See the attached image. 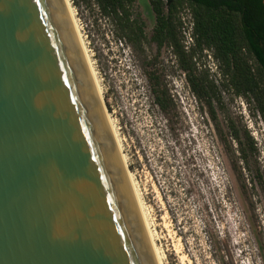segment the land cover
I'll return each mask as SVG.
<instances>
[{
  "label": "water",
  "instance_id": "water-1",
  "mask_svg": "<svg viewBox=\"0 0 264 264\" xmlns=\"http://www.w3.org/2000/svg\"><path fill=\"white\" fill-rule=\"evenodd\" d=\"M64 0H0V264H158Z\"/></svg>",
  "mask_w": 264,
  "mask_h": 264
},
{
  "label": "rangeland",
  "instance_id": "rangeland-1",
  "mask_svg": "<svg viewBox=\"0 0 264 264\" xmlns=\"http://www.w3.org/2000/svg\"><path fill=\"white\" fill-rule=\"evenodd\" d=\"M74 1L107 112L120 134L164 264H216L211 239L220 242L227 264H264V123L259 113L243 98L229 94L223 95L224 111L218 108L226 134L227 123L233 121L247 129L257 146L250 166L259 169L262 187L248 182L243 192L212 121L190 91L171 51L162 49L155 66L164 75L176 107L169 127L152 102L142 67L144 57L157 55L156 47L135 53L117 40L96 6ZM146 5L138 0L136 9L145 15L149 37L154 21ZM185 20L190 27L189 16ZM190 31L183 32L187 48L192 44L186 37ZM199 67L220 82L211 53L199 61ZM232 146L237 149L235 142Z\"/></svg>",
  "mask_w": 264,
  "mask_h": 264
},
{
  "label": "trees",
  "instance_id": "trees-1",
  "mask_svg": "<svg viewBox=\"0 0 264 264\" xmlns=\"http://www.w3.org/2000/svg\"><path fill=\"white\" fill-rule=\"evenodd\" d=\"M86 2L96 6L111 24L117 40L124 41L135 53L156 47L157 55L151 59L144 57L142 67L152 102L169 127L176 107L164 75L155 66L162 49L171 51L190 91L212 121L243 192L248 182L262 187L259 169L250 166L257 155L253 137L233 121L227 123L226 134L218 108L224 111V94L243 98L264 123V0H147L149 6L143 0L154 21L149 37L145 33V15L136 9L138 0ZM186 16L190 18V27L186 26ZM188 29L193 39L190 48L186 47L183 35ZM208 53L218 64L219 83L208 69L199 67V61ZM210 248L216 264H227L219 241L211 239Z\"/></svg>",
  "mask_w": 264,
  "mask_h": 264
},
{
  "label": "bare ground",
  "instance_id": "bare-ground-1",
  "mask_svg": "<svg viewBox=\"0 0 264 264\" xmlns=\"http://www.w3.org/2000/svg\"><path fill=\"white\" fill-rule=\"evenodd\" d=\"M64 2H65V5H66V8H67V11L69 13L72 25L74 27L77 39L79 41L81 50L83 52L85 61L87 63L89 72L91 74L93 83L95 85L97 94L99 96L101 105L103 107L105 116L107 118L109 127L111 129L113 138L115 140L117 149L119 151L121 160L123 162V165H124L125 169L127 168V173L126 174H127L129 183L131 185V188H132V191H133V194H134L138 209L140 211V214H141V217H142V220H143L147 235L149 237V240H150L154 255L156 257L157 263L158 264H164V254H162L160 248L157 246V244L155 242V235H154V232H153V230L151 228V225L149 223V216H148L147 206L145 205V203L143 201V198L140 195L139 188L137 186V183H136V180L134 178L133 173H131L130 170L128 169L127 157H126V154L123 151V146H122V142L120 140V136H119L120 134L118 132L117 126H116L115 122L113 121V119L111 118L110 114L107 112V108H106L105 102H104V90H103L100 78L98 76V72H97V70L95 68L94 61L92 60V56L90 54L89 48L87 46V43L85 42L84 36H83L82 31L80 29V26L78 24V21H77V18H76V10H75L71 0H64Z\"/></svg>",
  "mask_w": 264,
  "mask_h": 264
},
{
  "label": "built area",
  "instance_id": "built-area-1",
  "mask_svg": "<svg viewBox=\"0 0 264 264\" xmlns=\"http://www.w3.org/2000/svg\"><path fill=\"white\" fill-rule=\"evenodd\" d=\"M186 37H187L188 40H190L191 42H193V39L191 37V34L187 35Z\"/></svg>",
  "mask_w": 264,
  "mask_h": 264
}]
</instances>
